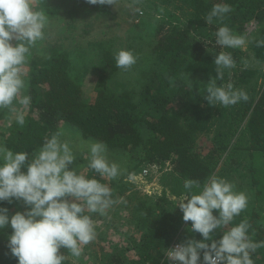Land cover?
Wrapping results in <instances>:
<instances>
[{"label":"trees","instance_id":"trees-1","mask_svg":"<svg viewBox=\"0 0 264 264\" xmlns=\"http://www.w3.org/2000/svg\"><path fill=\"white\" fill-rule=\"evenodd\" d=\"M157 1L165 7L164 15L167 16L160 18L163 25L155 31L150 51L141 61L139 94L137 85L133 89L125 86L120 91L112 88L111 78L119 68L116 67V52L111 43L107 47L99 45V61L107 73L98 76L93 87L95 97L91 103L82 94L81 68L70 59L67 52L52 48L44 62L32 61L28 91L31 103L26 110L25 123L21 126L14 119L10 134L4 141L5 147L14 153L30 154L39 150L46 138L50 139L52 134L60 131V122H65L76 127L85 139L103 142L112 151L141 153L140 164L163 166L165 161H170L181 181L197 180L201 188L216 171H223L220 163L228 151L231 156L239 157V165L247 161L246 170L252 175L251 186L256 188L257 198H261L264 195V189L259 188L264 186V89L260 88L249 95L242 112L234 110L226 113L227 107L222 108L218 103L209 105L204 99L207 95L206 85L211 78L216 77L214 61L217 54L212 56L207 51L203 39H215V33L221 26L226 25L234 33L244 35L248 24L264 23V0ZM171 4H175L183 16L186 15L187 27L174 23L177 22L175 19L181 17L170 13L168 6ZM215 4L230 5L232 11L226 14L222 24L214 18V22L207 25L204 18ZM104 9V5H90L86 0H78L71 14L83 18L92 13H104ZM256 41L251 46L254 57L264 62V47H257ZM227 51L232 55L241 53L239 48H227ZM232 71L237 73L234 68L225 69L224 78L217 80V85H223ZM186 74H198L201 79L191 86L183 80ZM253 75L251 70L241 71L239 80L248 83ZM139 95L146 97L152 116L140 108ZM242 123H245L243 129ZM214 128L217 131L212 133ZM204 134L213 135V147L206 155H200L194 148L199 136ZM232 137L236 138L233 144L230 143ZM258 157L263 159L261 166L255 162ZM86 178H95L106 184L104 177L92 169ZM113 184L121 193L131 186L118 185L115 181ZM114 188L112 198L117 200ZM200 190L194 188L192 192L198 194ZM183 191L175 186L171 194H164L161 202L156 201L159 199L156 196L136 195L138 199L133 213L137 214L138 222L135 227L141 228L142 234L132 246L139 259L119 258L116 259L117 264H158L172 242L174 233L186 223L183 214H175L178 204L172 198L181 196ZM7 206L4 201L0 202V208ZM213 215L218 217V210H213ZM259 216L247 206L229 225L215 229L211 235L213 239L220 240L231 227L247 219L251 226L247 233L249 238L253 242L264 241V229L256 222ZM175 223L177 226L172 234ZM191 227L192 222L188 221L180 242L203 240L201 234L191 231ZM251 258L254 264H264V247L252 253ZM200 259H203V250ZM2 264H18V259L12 254L4 255Z\"/></svg>","mask_w":264,"mask_h":264},{"label":"clouds","instance_id":"clouds-1","mask_svg":"<svg viewBox=\"0 0 264 264\" xmlns=\"http://www.w3.org/2000/svg\"><path fill=\"white\" fill-rule=\"evenodd\" d=\"M86 2L115 6L118 0ZM140 2L133 0V4ZM44 4L45 0H0V110H7L21 126L31 103V96L26 94L29 84L24 69L31 49L44 40V29L49 23L45 10H36ZM231 11L230 5L215 4L204 20L211 25L215 18L222 24ZM159 12L163 14L164 8L160 7ZM215 36L222 48H243L248 42L246 34L238 35L226 25L219 27ZM256 46L264 47V40L256 41ZM137 59L132 51L120 50L115 56L116 67L127 72ZM214 64L216 77L207 83L204 98L209 105L219 103L228 107L247 102V92L235 89L232 83L217 85V80H223L225 69L236 67L233 55L221 51ZM187 79L192 86L189 75ZM62 135L56 132L46 138L43 146L31 153V159L28 152L14 153L0 146V202L12 203L15 198L30 208L24 213L16 212L10 219L9 210L0 208V229L9 224L13 229L8 248L18 264H62L67 257L60 254L61 248L79 258L82 246L94 241L97 235L91 214L105 216L114 204L123 202L112 198V190L106 184L86 178L77 168L69 170L76 156L69 142L61 140ZM89 148L88 168L108 179L122 174L119 165L109 161L105 143L89 141ZM25 167L26 173L21 171ZM184 188L186 192L177 199V206L183 213V221H191V231L201 234L203 240L189 239L177 244L167 250V259L178 264H198L203 250V264H254L251 254L264 247V241L253 242L249 238L251 226L247 219L231 227L220 240L211 235L247 208V194L235 191L232 183L215 175L207 179L198 194L192 192L194 188L201 189L197 180H185ZM213 210H218V217Z\"/></svg>","mask_w":264,"mask_h":264},{"label":"rangeland","instance_id":"rangeland-1","mask_svg":"<svg viewBox=\"0 0 264 264\" xmlns=\"http://www.w3.org/2000/svg\"><path fill=\"white\" fill-rule=\"evenodd\" d=\"M77 1L45 0L44 5L36 7V10H45L49 16V23L44 29V40L38 41L36 46L31 49V55L24 69L26 81L29 84V71L32 61L39 60L44 62L52 48L67 52L70 59L83 72L82 94L84 99L91 103L94 99L93 97H95L93 87L98 76L100 73H107L99 61V45L101 44L107 47L108 43H111L116 54L120 50H129L138 57L136 64L129 71L117 70V73H115L110 81L112 88L120 91L125 86L133 89L137 85V92L139 94L141 92L140 64L150 51L152 42L155 40V31L163 25L160 22V18L162 19L164 16H167L159 12L160 7H165L160 5L157 0V2H154V0H141L139 4H133V0H118L115 6L104 5L106 7L104 13H92L89 17L82 18L78 15L74 16L71 14V10ZM176 6L180 7V4L176 3ZM136 8H139L140 11H134ZM168 10L170 13H174L176 17H181L175 19L177 22L174 23H177L183 28L187 27L186 15L183 16L184 14L175 8V4L169 5ZM191 32L195 35L193 29ZM245 34L248 40L246 46L239 48L241 53L237 54L235 52L233 55L236 61V67L234 69L237 70V73L232 71L223 85L232 83L235 89H242L249 96L253 91L259 90L260 88L262 90L264 89V62L255 59L254 52L251 48L252 43L257 39L264 40V23L252 22L248 24ZM203 41L206 43L207 51H210L212 56L214 54L218 55L221 51L228 52L227 48H222L217 45L216 38L214 39V37L213 39H203ZM12 43L15 45L16 41ZM244 70H251L254 73L248 79V83L240 82L239 80L241 71ZM188 75L192 81V85H195L201 79V76L198 74H186L183 80L188 85H191V82L187 79ZM139 101L140 108L148 111L149 115L152 116V111L146 97L139 95ZM218 105L224 108L223 105L219 103ZM244 108L245 102L241 101L236 105L228 106V112L226 113L234 110L242 112ZM14 119V116L8 113L7 110H0V146L5 147L4 141L10 134V126ZM244 124L242 123V129ZM59 127V132L63 134L61 140L69 142L76 156V160L69 166V170L77 168L78 173L87 176L90 172V168H88L90 155L89 141H99L92 138L85 139L76 127L65 122H60ZM215 131L217 129L214 128L212 133H215ZM212 137V134L200 135L194 151L200 155H206L210 152L213 147ZM235 141V137L230 139L231 144ZM107 155L110 162H115L119 165L122 174L116 179L104 177L106 185L111 190L114 188L113 181L118 185L122 184L125 186L129 184L131 186L124 193L114 188V191L117 193V200H122L123 202L114 204L107 210V215L91 214L95 221L97 235L94 241L82 246V255L79 258L72 257L66 248L60 249V254L67 257L63 262H68V264H117L116 259L119 258L121 260L134 259L137 261L139 256L132 245H134V241L140 240L142 233L141 228L135 227V223L138 222L137 214L133 213L136 200L138 199L136 195L138 194L140 197H145V195L156 196L159 198L156 201L161 202L164 194H171L170 192L175 186L179 190H184L183 194L186 192L184 188L185 179L181 181L179 175L174 172L170 161H165L163 166L152 163L140 164L141 153L129 154L112 151L110 149H108ZM238 158V156L233 154L231 156L227 151L220 163L223 171H216L215 176L232 183L235 186V191L247 194L249 198L247 206H250L256 213H259L260 216L256 219V222L264 229V195L259 199L257 198L255 194L257 190L250 183L252 178L251 172L246 170L247 161L245 160L242 165H239ZM29 159H31V153L29 154ZM262 160L261 157H258L255 162L261 166ZM145 167L151 168L152 173L146 180H142L138 175ZM21 171L26 173L27 168H22ZM135 176L137 177L135 178ZM178 182L179 184H177ZM259 188L264 189V186H259ZM181 196H173L172 198L179 204L177 199ZM4 202L8 205L6 208L9 210V219L16 212L24 213L30 210V208L24 205L22 200L16 201L13 198L12 203ZM174 212L178 216L183 214L179 207ZM187 223L176 234L174 230L177 225L176 223L174 224V228L171 230V233H174L171 238L172 241H180L182 231ZM12 232L13 229L10 224L0 229V264H2V257L4 255L11 254L8 248V238Z\"/></svg>","mask_w":264,"mask_h":264},{"label":"built area","instance_id":"built-area-1","mask_svg":"<svg viewBox=\"0 0 264 264\" xmlns=\"http://www.w3.org/2000/svg\"><path fill=\"white\" fill-rule=\"evenodd\" d=\"M152 171H151V168H148V167H145L141 173H139V178L142 179V180H146L150 175H151ZM137 176H135L136 178ZM182 242H180L179 240H173L168 248L166 249L162 259L158 262V264H178V262H171L167 259L166 257V253H167V250L169 249H172L174 248L177 244H181ZM146 264H150V263H146ZM198 264H203V259H200L198 261Z\"/></svg>","mask_w":264,"mask_h":264}]
</instances>
